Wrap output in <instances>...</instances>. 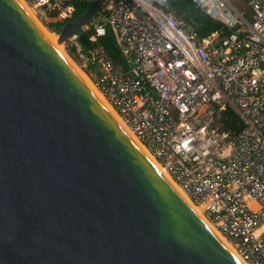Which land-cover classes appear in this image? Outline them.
I'll use <instances>...</instances> for the list:
<instances>
[{"label": "water", "instance_id": "1", "mask_svg": "<svg viewBox=\"0 0 264 264\" xmlns=\"http://www.w3.org/2000/svg\"><path fill=\"white\" fill-rule=\"evenodd\" d=\"M97 9L57 42L85 47ZM0 264H240L19 0H0Z\"/></svg>", "mask_w": 264, "mask_h": 264}, {"label": "built area", "instance_id": "2", "mask_svg": "<svg viewBox=\"0 0 264 264\" xmlns=\"http://www.w3.org/2000/svg\"><path fill=\"white\" fill-rule=\"evenodd\" d=\"M42 26L71 0H19ZM80 1V0H77ZM221 27L199 38L157 0H97L73 59L120 121L248 264H264V0H196ZM111 33L122 62L98 38ZM229 109L238 132L218 129Z\"/></svg>", "mask_w": 264, "mask_h": 264}, {"label": "trees", "instance_id": "3", "mask_svg": "<svg viewBox=\"0 0 264 264\" xmlns=\"http://www.w3.org/2000/svg\"><path fill=\"white\" fill-rule=\"evenodd\" d=\"M71 3L74 7L72 17H75L87 9L89 0H71ZM239 3L240 0H234L236 6H238ZM157 4L166 10H171L177 18L190 25L199 38H204L213 32L223 33L219 24L199 10L196 0H157ZM61 23L62 22L49 23L47 27L50 32L58 33ZM89 33V31H85V36L88 37ZM98 43L104 48L113 61L118 63L122 62V57L117 51L109 31H106L104 36L98 38ZM91 44L92 42L88 41L86 46L82 47V49L84 51L87 50ZM73 51L74 46H69L68 53L69 55L71 54L72 57ZM216 123L218 129L222 132L228 131L235 133L241 129L239 120L229 109H223L219 112Z\"/></svg>", "mask_w": 264, "mask_h": 264}, {"label": "bare ground", "instance_id": "4", "mask_svg": "<svg viewBox=\"0 0 264 264\" xmlns=\"http://www.w3.org/2000/svg\"><path fill=\"white\" fill-rule=\"evenodd\" d=\"M27 13L30 17L33 18L35 25L45 37V39L52 45V47L59 53V55L65 60V62L70 66V68L76 73V75L82 80V82L86 85L92 95L99 101V103L103 106V108L107 111V113L114 119L115 122L121 127V129L125 132V134L131 139V141L135 144V146L141 151V153L147 158V160L153 165V167L163 176V178L171 185V187L179 194V196L188 204V206L192 209V211L197 215V217L210 229V231L218 238V240L225 246V248L233 255V257L240 264H248L244 261L236 250L230 245V242L221 235L215 226L206 219L200 206L191 202L189 197L182 191V189L174 182L164 169L158 164V162L153 158L150 152L143 146L140 142L136 140L130 130L120 121L119 117L116 115L115 111L109 106L107 102L103 99L102 95L98 90L92 86V82L90 83L86 79V75L74 64L68 57L62 53V45L60 42H57V36H50L45 29H43L42 25L33 17L31 12L26 8ZM54 35V34H53ZM85 75V76H84Z\"/></svg>", "mask_w": 264, "mask_h": 264}, {"label": "rangeland", "instance_id": "5", "mask_svg": "<svg viewBox=\"0 0 264 264\" xmlns=\"http://www.w3.org/2000/svg\"><path fill=\"white\" fill-rule=\"evenodd\" d=\"M40 25H42V24H40ZM43 27V29H45V31L48 33V34H50V36H54L55 37V35L57 36V33H53V32H50L49 31V29H48V27H45V26H42ZM54 34V35H53ZM61 43V45H62V53H64L67 57H68V59L69 60H71L72 61V63H74L76 66H77V63L74 61V59H73V57H72V55L70 54L69 55V53H68V48H69V46L66 44V42L65 41H63V42H60ZM78 67V66H77ZM80 69V68H79ZM82 72H83V74H85L84 76L86 77V79H87V81L90 83V77H89V74H87V72L85 71V70H82V69H80ZM89 78H88V77ZM89 79V80H88ZM93 86V85H92Z\"/></svg>", "mask_w": 264, "mask_h": 264}]
</instances>
